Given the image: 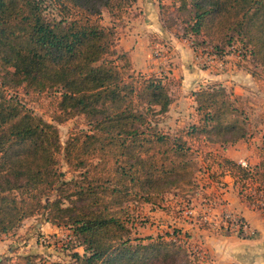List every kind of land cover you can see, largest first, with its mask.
Segmentation results:
<instances>
[{
  "label": "trees",
  "instance_id": "obj_1",
  "mask_svg": "<svg viewBox=\"0 0 264 264\" xmlns=\"http://www.w3.org/2000/svg\"><path fill=\"white\" fill-rule=\"evenodd\" d=\"M51 1L59 20L47 17L44 0H0V70L15 90L27 83L36 93H54L53 122L83 117L87 130L73 132L63 145L58 128L3 80L0 235L44 215L79 239L83 254L72 256L75 264H186L191 246L177 231L132 238L131 204L160 206L167 195L198 190L199 147L251 138L247 114L223 86L200 87L190 94L195 123L176 136L160 130L154 120L169 113L170 84L137 72L132 58L117 50L115 27L103 24L105 12L120 22L137 0ZM175 11L184 37L203 38L200 46L212 45L218 57L239 46L240 59L261 67L252 77L264 80V0H175ZM168 30L178 35L173 25ZM258 156L252 168L216 161L220 176H231L239 196L260 211L249 192L264 187V137ZM36 262L33 255L0 260Z\"/></svg>",
  "mask_w": 264,
  "mask_h": 264
},
{
  "label": "rangeland",
  "instance_id": "obj_2",
  "mask_svg": "<svg viewBox=\"0 0 264 264\" xmlns=\"http://www.w3.org/2000/svg\"><path fill=\"white\" fill-rule=\"evenodd\" d=\"M44 1H46L45 7L47 17L50 20H59L60 17L58 16L57 5L51 0ZM161 1L165 0H160V2ZM161 5L170 7V13L168 15H165L164 12L161 11V17L163 18L165 28L168 29L169 26L173 25L174 29L178 32L177 36H180V38L184 37V35L182 34H184L185 26L182 23V19L177 16V13L175 11V0L173 1L171 6H168L166 4ZM133 15H136V11L135 9L131 8L124 15L122 21L115 23L107 12H105L104 14L103 24H108L107 27L114 26L116 29L118 38L117 50L119 52L122 51L119 49V41L121 40L120 35L124 33L125 28L129 27V24L131 23L130 19H133ZM187 38L189 39L186 40L190 41L193 44H196H192V46L197 48L199 54L198 56H203L213 52L212 45H207L205 47L200 46L204 41L203 38ZM161 42V40H156V43L158 44H160ZM238 49H240L239 46L227 49L225 56L234 57L232 58L233 64L236 63V58H240V51ZM159 53L160 55L165 54V58H167V56L169 55V50L166 49L165 52ZM211 58H213V56ZM236 61L240 62L238 63L240 64V66L246 67L249 75H251L253 71L260 73L259 71L261 70V67L258 64L252 63L251 59H238ZM200 66L201 68L208 67L205 63H202ZM10 72H13V70H11ZM144 75H146L147 77H156V74L154 73ZM245 76L246 81H243V85L245 88H247L248 94L245 96H241L240 99L234 96V89H231L230 87H224L221 83H213L202 87L221 85L224 87V89H226L228 93L230 92L233 95V98L236 99L237 107L243 110L249 118V130L251 133L250 139L257 140L261 145L264 137V80L260 79L256 82L253 77L250 79L247 78V73L245 74ZM4 79L9 83L10 90L12 91L11 93H14V91H16L15 93L18 96L19 100L28 109L32 110L39 117H42L43 120L53 123L58 128L61 143L63 145L67 143L73 132L87 130L83 117H77L74 120L62 124H57L51 120L53 114L56 112V108L53 104L55 99L54 93H36V91H33L32 87L27 83L22 84L17 90H15L14 87L16 86V84L9 77L7 70H0V85ZM163 79L165 82H168L170 84L171 93L172 90L175 94L181 93V80L179 78L167 76ZM181 116L182 117L175 116L180 119L175 121L176 119L174 116H170L167 114L163 117H157L154 122L160 130L172 136H176L178 131L189 127L193 124V122L196 121V118L193 117L196 115L193 114L192 107L190 106L189 102H186L185 106L182 108ZM180 121L182 122L180 123ZM217 145H202L198 149L199 154L197 161L201 168L196 175L197 181L200 185L198 190L194 191L193 193L185 194V192H177L167 195L160 206H150L141 203L131 204L134 223H132L130 227L132 229L133 239L158 237L159 235L163 236L167 233L171 235L174 233V231H177L179 233V239L183 240V242H186L189 246H191L190 250L192 252V256L191 259L187 260L186 264H206L202 259L203 236L200 234V231L211 230V232H221L218 229L219 227H221V222L216 224L215 221L217 220L212 222L209 219V214H211L209 210L213 205L209 201L210 193H216V191L220 192V190H216L215 192L211 190V182L214 181L213 183L215 184L220 183V185H216L215 188H225L224 185H221V182L219 180L220 176L216 173L212 174L210 172L214 170L216 171L214 167L216 166L217 168L218 163L215 159V155L221 154L222 151V149L220 148L222 146L219 147ZM66 169L67 167L64 165V170L66 171ZM218 171L217 173L220 172ZM212 176L214 177L211 179ZM67 178L70 179L71 176H68ZM175 194L177 195L174 196ZM212 200L213 199L211 198V201ZM44 221H46L45 216L39 215L35 219L28 220L23 225V227L25 228L22 227V231L25 232L18 238V241L26 236H28V239L26 240V243L22 247H19L17 250H21L22 254L29 253L30 255L35 256L37 258V264H75V260L72 256L75 253H79L80 255L83 254V248H81L79 239H77V237H74L72 230H70V227L66 228L64 224H61L58 229L59 232L54 234H52L50 231H42L40 230L41 227L37 228L34 226L38 223L39 226L45 225ZM217 225L219 227H217ZM222 233L224 234V232ZM4 258L14 257H9L6 251L0 254V260Z\"/></svg>",
  "mask_w": 264,
  "mask_h": 264
},
{
  "label": "crops",
  "instance_id": "obj_3",
  "mask_svg": "<svg viewBox=\"0 0 264 264\" xmlns=\"http://www.w3.org/2000/svg\"><path fill=\"white\" fill-rule=\"evenodd\" d=\"M173 1L137 0L132 7V9H135L136 15H133V19H130L131 23L120 35L121 40L119 41V49L132 58L137 72L143 74L154 73L156 77L161 78L171 76L181 80V93L175 94L172 90L173 103L168 115L182 117L181 111L186 102L190 103L192 112L196 115L195 103L190 94L200 87L202 88V86L213 83H221L224 87L234 89L233 94L239 99L241 96L247 95V88L244 87L243 81H246V73L249 79L252 78V75L248 74L246 67L238 64L240 62L236 60L240 58H236V63L233 64L232 58L234 57L223 56L222 58L213 54L212 60L207 65L208 67L201 68V64L197 61L199 55L197 48L192 46L193 43L186 40L189 38H180V36L172 34L165 28L160 6L161 4L171 6ZM156 40L162 42L158 44ZM166 49L169 50L167 58H165V54L160 55L159 53L165 52ZM193 117L196 118V116ZM175 119V121L180 120L178 117H175ZM259 146L260 143L257 140L249 138L246 141L220 147L222 149L221 154L215 155V159L225 157L237 163L246 161L251 167H255L260 162L258 156ZM214 168L216 171L210 172L220 176L222 173L218 171V167L215 166ZM219 180L225 188H215L220 183L211 182V190L213 192L220 190V192L210 193L209 201L214 206L210 207L209 219L212 222L217 220L215 222L218 224L224 214L231 213L244 219L250 230L256 233V236L254 238H242L234 234L219 233V231H200L203 236L202 259L206 264H264L263 214L239 196V189L231 176L223 175L220 176ZM44 223L45 225L39 226L38 223L34 226L41 227L40 230L50 231L52 234L59 232L58 226L50 225L46 221ZM22 227L9 234L0 235V254L7 251L9 257L30 255L29 253L22 254L21 250H17L28 239V236H26L18 241V238L25 232L22 231L25 227Z\"/></svg>",
  "mask_w": 264,
  "mask_h": 264
},
{
  "label": "built area",
  "instance_id": "obj_4",
  "mask_svg": "<svg viewBox=\"0 0 264 264\" xmlns=\"http://www.w3.org/2000/svg\"><path fill=\"white\" fill-rule=\"evenodd\" d=\"M212 56V53H208L203 56L200 55L198 56L197 61H199L200 64L205 63L206 65H208L209 61L212 60ZM239 164L243 168H252L246 161H242ZM249 193L256 197L255 206L260 209V212L264 216V187L253 185V188ZM220 222L219 223L221 224V227H219L218 225L217 227H219L218 229L225 234H234L242 238H254L256 236V233L251 231L250 227L247 226V222L239 216L233 215L231 213H226L222 216Z\"/></svg>",
  "mask_w": 264,
  "mask_h": 264
}]
</instances>
